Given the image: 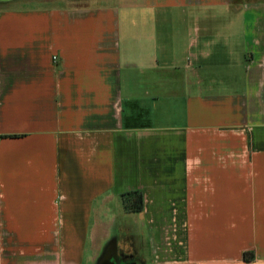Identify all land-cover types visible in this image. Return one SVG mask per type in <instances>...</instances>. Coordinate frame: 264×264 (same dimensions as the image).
I'll list each match as a JSON object with an SVG mask.
<instances>
[{
    "label": "crops",
    "instance_id": "crops-1",
    "mask_svg": "<svg viewBox=\"0 0 264 264\" xmlns=\"http://www.w3.org/2000/svg\"><path fill=\"white\" fill-rule=\"evenodd\" d=\"M11 1L0 264H264V0Z\"/></svg>",
    "mask_w": 264,
    "mask_h": 264
},
{
    "label": "rangeland",
    "instance_id": "rangeland-1",
    "mask_svg": "<svg viewBox=\"0 0 264 264\" xmlns=\"http://www.w3.org/2000/svg\"><path fill=\"white\" fill-rule=\"evenodd\" d=\"M74 1H78V2H81V5H85V4H88L90 0H67V2H74ZM5 2H8V1H0V4H3ZM108 4H107L109 7H111V5L113 4L114 7H117V3H116V0H107ZM119 3H122V0H119L118 1ZM9 5H12V6H36L38 4H40V6H42V1L40 2H36V0H32L31 4H30V1L29 0H12L10 3H8ZM7 4V6H9ZM111 4V5H110ZM211 13H215V12H211ZM253 17H254V14H253ZM218 19H215V16H211V19H210V22H218V23H221V22H230L232 21V19L229 20L228 16L225 15V14H218V16L216 17ZM232 18L234 19V14L232 15ZM241 21L242 22H252L254 21V19H249L248 16L246 15H241ZM236 33H238V30L239 32H241L242 36L244 35V32L241 31V27L239 26V29H238V24H240L241 21H238L236 18ZM234 20V21H235ZM184 24V21H178V24L182 23ZM189 59V58H188ZM187 59V60H188ZM145 240V246H146V250L144 249V256L142 258V264H153V261H152V255H151V250L149 248V243H148V238L145 237L143 238ZM116 241V248L118 249V246H119V240L117 239H114L112 238L110 241H109V244L107 246V248H105L103 250V252L98 256V259H97V262H99V260L102 258L103 255H105V253L107 252V250H115V248L112 246V243L114 244V242ZM123 243V242H122ZM124 247V246H122ZM116 249V250H117ZM107 254V253H106Z\"/></svg>",
    "mask_w": 264,
    "mask_h": 264
},
{
    "label": "flooded vegetation",
    "instance_id": "flooded-vegetation-1",
    "mask_svg": "<svg viewBox=\"0 0 264 264\" xmlns=\"http://www.w3.org/2000/svg\"><path fill=\"white\" fill-rule=\"evenodd\" d=\"M107 256L110 257V263L107 264H142L137 255H135L133 252H131L128 248H124L122 246H118V249L116 250H107ZM105 253V254H106Z\"/></svg>",
    "mask_w": 264,
    "mask_h": 264
},
{
    "label": "trees",
    "instance_id": "trees-1",
    "mask_svg": "<svg viewBox=\"0 0 264 264\" xmlns=\"http://www.w3.org/2000/svg\"><path fill=\"white\" fill-rule=\"evenodd\" d=\"M124 207L127 212L137 213L142 211L144 205V197L140 191H130L123 195ZM250 252L245 253V259H249Z\"/></svg>",
    "mask_w": 264,
    "mask_h": 264
},
{
    "label": "water",
    "instance_id": "water-1",
    "mask_svg": "<svg viewBox=\"0 0 264 264\" xmlns=\"http://www.w3.org/2000/svg\"><path fill=\"white\" fill-rule=\"evenodd\" d=\"M0 1H10V0H0ZM112 246L115 248V252H116V241L114 242V244L112 243ZM110 257L107 256V254L103 255L102 258L99 260V262H97V264H107L108 262L110 263ZM111 264L112 263L111 261Z\"/></svg>",
    "mask_w": 264,
    "mask_h": 264
}]
</instances>
